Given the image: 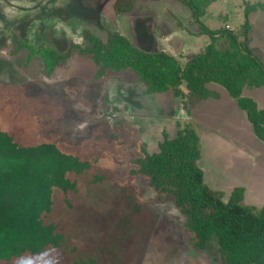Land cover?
Segmentation results:
<instances>
[{
	"label": "trees",
	"instance_id": "16d2710c",
	"mask_svg": "<svg viewBox=\"0 0 264 264\" xmlns=\"http://www.w3.org/2000/svg\"><path fill=\"white\" fill-rule=\"evenodd\" d=\"M137 1L116 0L115 15L134 13ZM179 1L191 10L201 33L212 42L203 53L190 55L185 66L169 54L145 52L120 34H113L103 41L86 32V46L72 44L63 54L52 49L42 52L47 75L53 76L61 64L76 56L92 63L100 80L110 73H130L143 85L146 96L171 93L175 98H188L193 108L219 98V93L211 88L217 86L235 101L256 138L264 143V104L249 95L264 90V60L251 48L249 20L241 36L229 30L211 31L202 23L200 5L195 0ZM257 9V5L249 6L246 16L249 18ZM221 40L226 41L225 48L218 47ZM33 57L29 54L25 65L29 66ZM104 84L92 83L87 92L88 99L84 101L87 106L92 100L95 104L85 114L75 113L93 119L99 116V121H93L86 130L110 134L117 150L94 149L93 143L91 147L90 143H79L74 137L71 138L76 142L69 152H64L59 144L47 138H39L34 145H24L25 128L7 124L0 112V171L8 175V180L0 187V264H25L26 261L33 264H113L114 260L117 264H129L120 257L131 248L135 251L133 264L149 261L159 264L156 259L164 255L167 247L171 253H176L173 250L177 242L163 240L167 234L176 233L167 215L147 214L145 226L149 228L137 234L132 229L122 233L123 227H116L115 232L109 228L110 235L99 223V218L96 222L93 216L79 223V213L94 209L77 202L83 190L81 202L93 194L90 189L101 188L102 191H115L121 200L129 201L125 205L126 213L132 203L144 212L136 200L137 191L142 190L139 188L141 182H138L141 180L145 182L143 188L155 193L158 201L173 200L185 218L184 229L195 250H205L216 240L224 264H264V206L259 209L245 206L242 187L234 190L228 202L210 189L199 167L200 138L194 128L186 127L174 138L163 129L162 141L150 151L144 142L138 141L134 129L124 126L127 141L123 140V143H128L126 146L130 150L118 148L122 144L119 133L105 130L107 126L100 113L102 109H99ZM14 86H17L16 82L11 84ZM18 86L30 94L27 85ZM66 88L55 94L54 90L42 87L50 101L54 100L53 95L66 99L63 95ZM0 91L4 93L5 89ZM47 96L39 97L40 101L45 102ZM72 106L75 108V104ZM53 111L62 114L60 108ZM106 146L107 143L103 147ZM116 153H124L130 160L127 173L138 180V188L135 182L126 187L117 183L115 178L121 172L115 175L110 168L117 160ZM48 167L56 172L47 173ZM14 199L19 202L18 206H14ZM166 218L171 226L162 230ZM182 251L184 254V245ZM161 262L166 263V260Z\"/></svg>",
	"mask_w": 264,
	"mask_h": 264
},
{
	"label": "rangeland",
	"instance_id": "374dc122",
	"mask_svg": "<svg viewBox=\"0 0 264 264\" xmlns=\"http://www.w3.org/2000/svg\"><path fill=\"white\" fill-rule=\"evenodd\" d=\"M195 1L200 5L202 23L211 31L229 30L241 36L244 25L249 20L251 48L264 60V0ZM115 2L116 0H0V89H5L4 93L0 91V112L7 124L25 128L24 145H34L39 138H47L52 143L59 144L64 152H69L76 142L71 138L74 137L79 143H90L91 147L96 145L93 146L94 149L117 150L115 139L110 134L90 132L89 128L86 130L93 121H99V116L93 119L75 113L85 114L91 110V105L95 102L92 100L87 106L84 101L88 99L87 92L92 83L105 82L102 86L103 99L97 105L102 109L100 113H103V122L107 126L105 130L119 133L122 144L118 148L130 150L126 146L128 143H123L127 141L124 126L134 129L138 141L144 142L150 151L157 148L163 129L170 138H174L180 130L194 128L200 138L199 167L210 189L220 193L223 200L228 202L234 190L242 187L245 190L244 205L262 208L264 143L256 138L245 114L235 101L219 87H211L219 93V98L202 102L193 108L188 98H175L171 93L146 96L143 85L130 73H110L100 80L97 68L76 56L61 64L53 76L47 75L42 52L52 49L63 54L72 44L86 46V32L103 41H107L113 34H120L145 52L173 56L182 66L187 64L190 55L203 53L212 43L208 36L201 33L191 10L179 0H138L134 13L124 16L115 15ZM254 5L258 9L248 18L247 8ZM226 45L224 40L218 43L219 48H225ZM29 54L34 57L28 66L25 62ZM15 82L17 86L11 87ZM21 84L27 85L30 94L22 91L23 88L18 86ZM32 85L37 89L34 90ZM42 87L54 90L55 94H60L67 87L69 90L66 88L63 91L67 98L53 95L54 100L50 101ZM249 95L264 104V90ZM45 96V102L40 101L39 97ZM9 101L13 103L8 104ZM71 103L75 104V108ZM59 108L62 114L53 111ZM71 119L84 121L76 123ZM106 143L107 146L103 147ZM116 159L110 168L112 167L115 175L116 172H121L115 178L117 183L126 187L135 182L138 188V180L129 177L127 173L131 167L127 156L124 153L117 154ZM49 172L56 171L48 167L47 173ZM7 176L0 171V187L8 180ZM138 182H141L139 188L142 190L137 191L136 200L142 205L140 207L144 212L139 207H133L132 203L127 210L130 211L126 213L125 205L129 201L121 200L115 191H102L101 188L90 189L93 194L81 202L80 198L85 194L83 190L77 202L94 209H91L93 212L79 213V223L93 216L96 222L99 218V223L108 232L109 228L115 232L116 227H123L120 230L122 233L132 229L137 234L149 228L145 226L147 214L160 217L167 215L178 236L170 233L163 240L177 242L176 249L173 250L176 253H171L172 250L167 247L169 257L166 251L164 255L162 253L163 256L156 259L159 264L163 260L166 263L161 264H224V257L216 240L211 241L205 250H195L184 229L185 218L173 200L167 198L165 201H158L155 193L143 188V180ZM129 200L132 202L130 198ZM14 203V206L19 204L16 199ZM97 205L99 207L96 208ZM163 221L162 230H167L171 225H168L167 218ZM120 231L117 232L120 234ZM134 253L131 248L125 256L119 257L123 262L133 264ZM113 262L117 264V261ZM24 263L33 264L27 261ZM146 264L157 263L149 261Z\"/></svg>",
	"mask_w": 264,
	"mask_h": 264
}]
</instances>
